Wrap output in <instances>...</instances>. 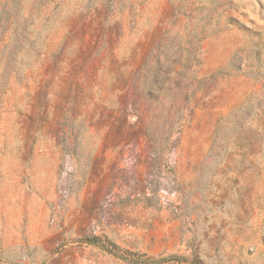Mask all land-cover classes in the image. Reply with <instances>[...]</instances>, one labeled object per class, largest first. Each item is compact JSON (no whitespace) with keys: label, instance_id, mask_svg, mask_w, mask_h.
Here are the masks:
<instances>
[{"label":"rangeland","instance_id":"obj_1","mask_svg":"<svg viewBox=\"0 0 264 264\" xmlns=\"http://www.w3.org/2000/svg\"><path fill=\"white\" fill-rule=\"evenodd\" d=\"M0 264H264V0H0Z\"/></svg>","mask_w":264,"mask_h":264},{"label":"built area","instance_id":"obj_2","mask_svg":"<svg viewBox=\"0 0 264 264\" xmlns=\"http://www.w3.org/2000/svg\"><path fill=\"white\" fill-rule=\"evenodd\" d=\"M176 192L161 188L159 190V198L162 203H168L176 199Z\"/></svg>","mask_w":264,"mask_h":264}]
</instances>
